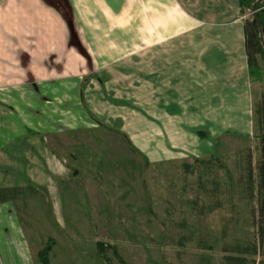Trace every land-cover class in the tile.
I'll return each mask as SVG.
<instances>
[{
    "label": "crops",
    "instance_id": "1",
    "mask_svg": "<svg viewBox=\"0 0 264 264\" xmlns=\"http://www.w3.org/2000/svg\"><path fill=\"white\" fill-rule=\"evenodd\" d=\"M244 17L238 0H0L1 138L11 130L26 174L16 187L30 189L25 200L0 194L6 264H33L23 221L37 204L43 220H61L55 207L76 187L68 169L80 152L65 148L78 165L69 166L53 145L90 143L115 125L134 153L152 156L151 145L159 157L195 156L202 128L228 114L252 120Z\"/></svg>",
    "mask_w": 264,
    "mask_h": 264
},
{
    "label": "rangeland",
    "instance_id": "2",
    "mask_svg": "<svg viewBox=\"0 0 264 264\" xmlns=\"http://www.w3.org/2000/svg\"><path fill=\"white\" fill-rule=\"evenodd\" d=\"M11 13L8 6V17ZM249 19L246 14L244 22ZM259 64L262 81L253 82L258 101L252 120L244 115L235 123L238 116L227 113L226 123L202 128L209 134L204 133V141L196 140L195 156L175 149L170 157H159L151 145L152 156L134 153L115 125L100 126L90 143L76 135L60 147L52 139L54 151L69 166L76 163L65 148L80 152L79 170L68 169L77 181L55 207L59 214L62 210L61 220L52 213L43 220V206L37 204L23 221L32 263L40 264L36 255L48 238L53 241L49 264H106L105 257L111 264H234L229 258L235 257L244 258L245 264L264 263L251 197L264 115V66ZM1 131L0 194L25 200L19 195L30 189L16 187L26 181V174L9 148L11 130L8 138L2 137L7 142ZM19 207L24 211L25 205ZM97 242L115 248L116 255L98 251ZM253 243L258 254H247ZM0 264H6L1 256Z\"/></svg>",
    "mask_w": 264,
    "mask_h": 264
},
{
    "label": "trees",
    "instance_id": "3",
    "mask_svg": "<svg viewBox=\"0 0 264 264\" xmlns=\"http://www.w3.org/2000/svg\"><path fill=\"white\" fill-rule=\"evenodd\" d=\"M240 11L243 15L248 14L249 20L244 22L245 49L247 57L248 74L252 82L262 81V69L264 66V0H238ZM204 133L202 132L201 135ZM259 155L256 163L255 188L251 191V197L255 203V224H258V244L264 243V117L260 119ZM253 171V169H251ZM252 174L250 173L249 176ZM250 193V192H249ZM52 239L48 238L45 246L36 255L40 264H49L48 255L52 248ZM96 246L101 253L111 251L116 255L115 248L97 242ZM247 254H258L257 245L253 243L251 248L245 251ZM234 264H245L244 258H229ZM106 264H111L110 259L105 257ZM264 264V263H261Z\"/></svg>",
    "mask_w": 264,
    "mask_h": 264
}]
</instances>
